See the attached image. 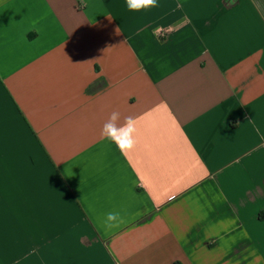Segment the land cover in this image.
<instances>
[{"label": "crops", "instance_id": "obj_1", "mask_svg": "<svg viewBox=\"0 0 264 264\" xmlns=\"http://www.w3.org/2000/svg\"><path fill=\"white\" fill-rule=\"evenodd\" d=\"M159 3L0 0V264H264V0Z\"/></svg>", "mask_w": 264, "mask_h": 264}, {"label": "clouds", "instance_id": "obj_2", "mask_svg": "<svg viewBox=\"0 0 264 264\" xmlns=\"http://www.w3.org/2000/svg\"><path fill=\"white\" fill-rule=\"evenodd\" d=\"M128 10L132 12L151 11L160 7L159 0H126ZM121 115L113 111L109 119L104 123L101 135L119 149L121 154L127 155L134 152L137 147L138 121L132 116L124 117L120 123ZM123 217L119 212L106 214L103 224L108 231L118 228L123 223Z\"/></svg>", "mask_w": 264, "mask_h": 264}, {"label": "built area", "instance_id": "obj_3", "mask_svg": "<svg viewBox=\"0 0 264 264\" xmlns=\"http://www.w3.org/2000/svg\"><path fill=\"white\" fill-rule=\"evenodd\" d=\"M167 32V31H166ZM160 37H165V31L160 32Z\"/></svg>", "mask_w": 264, "mask_h": 264}]
</instances>
